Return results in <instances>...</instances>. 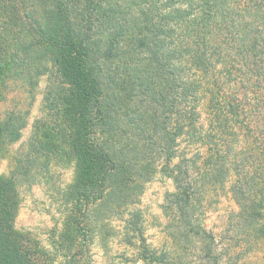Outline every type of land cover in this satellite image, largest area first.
I'll use <instances>...</instances> for the list:
<instances>
[{"label": "trees", "instance_id": "1", "mask_svg": "<svg viewBox=\"0 0 264 264\" xmlns=\"http://www.w3.org/2000/svg\"><path fill=\"white\" fill-rule=\"evenodd\" d=\"M41 76L44 113L28 154L0 174V264H73L64 244L76 239L83 252L100 221L125 213L124 234L140 241L143 264H237V254L217 252L201 209L207 185L226 173L235 226L248 231L242 242L264 248V0H0V157L28 115L2 109L9 91L30 92ZM230 122L249 142L243 153ZM181 142L206 154L187 156ZM57 157L73 163L74 178L61 192L55 250H45L15 227L19 182ZM154 163L172 182L161 207L182 256L159 259L144 242L134 205Z\"/></svg>", "mask_w": 264, "mask_h": 264}, {"label": "rangeland", "instance_id": "2", "mask_svg": "<svg viewBox=\"0 0 264 264\" xmlns=\"http://www.w3.org/2000/svg\"><path fill=\"white\" fill-rule=\"evenodd\" d=\"M46 82V77L41 76L37 85L30 92L27 86L16 85L9 91L8 99L2 105V109L14 108L21 112L28 111L26 126L22 130L20 139L2 149L0 157V174L2 175H8L13 169L16 155L28 154L33 121L44 113L42 107ZM211 102L210 93H206L203 100L201 122L203 119L204 122H208ZM228 124L238 132L240 140L239 143H236L234 150L243 153L249 147V142H245L247 139L244 138L242 129L231 122ZM182 150L187 152V156H193L195 152L205 155L207 147L205 145L191 146L181 142L179 151ZM237 156L236 158L239 159L241 154ZM156 163L150 169V171H154L153 175L143 183L139 200L134 208L139 210L142 215L144 242L154 249L156 254H159L157 255L159 259L164 252H169L171 257H175L177 253L182 256L184 253L178 249L169 234L170 229L166 227L168 223L173 222V216L165 215L161 207L165 194L172 190V182L168 176L158 170L159 165ZM225 173L226 170H224ZM231 177L232 173H226L224 179L222 178L219 182H211L212 184H208L203 192L201 209L204 213V225L215 235L217 252L224 254L228 249L229 253L238 255L232 263L264 264V248L261 245H247V241L242 242L243 237H248L245 236L248 231L242 233L235 226L237 224L235 213L238 208L229 187ZM73 178V163L57 157L48 161L41 160L33 168V171L31 170L28 179L19 182L21 201L15 218V227L36 240L38 245L45 250H55L50 245L51 238L63 229L62 220L65 217L66 208L62 204L61 192L72 183ZM123 216L124 218L129 217L126 213ZM124 218L112 216L100 221L98 226L90 231V234H93V240L87 244L83 252L80 251L81 244L75 241L76 239L64 244V252L72 255L70 258L73 264H143V260L139 258L140 241L135 240V243L131 244L124 234ZM245 228L248 230L247 226ZM190 251L193 254L188 253L184 256L186 263L190 262L192 256L194 257L195 248ZM56 260L60 264V259ZM61 260L63 259L61 258ZM223 260H226L225 255Z\"/></svg>", "mask_w": 264, "mask_h": 264}]
</instances>
